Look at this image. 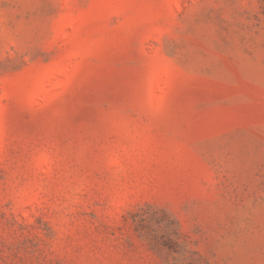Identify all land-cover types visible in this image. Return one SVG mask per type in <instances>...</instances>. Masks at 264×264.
<instances>
[{
  "label": "rangeland",
  "instance_id": "obj_1",
  "mask_svg": "<svg viewBox=\"0 0 264 264\" xmlns=\"http://www.w3.org/2000/svg\"><path fill=\"white\" fill-rule=\"evenodd\" d=\"M0 264H264V0H0Z\"/></svg>",
  "mask_w": 264,
  "mask_h": 264
}]
</instances>
